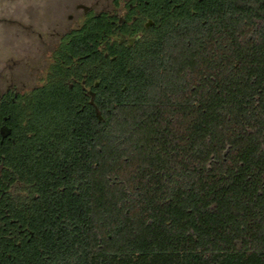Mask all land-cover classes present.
Wrapping results in <instances>:
<instances>
[{
  "label": "trees",
  "instance_id": "16d2710c",
  "mask_svg": "<svg viewBox=\"0 0 264 264\" xmlns=\"http://www.w3.org/2000/svg\"><path fill=\"white\" fill-rule=\"evenodd\" d=\"M132 72L101 121L32 99L31 138L71 141L27 179L63 189L21 264H264V0L209 3Z\"/></svg>",
  "mask_w": 264,
  "mask_h": 264
},
{
  "label": "flooded vegetation",
  "instance_id": "af4514ba",
  "mask_svg": "<svg viewBox=\"0 0 264 264\" xmlns=\"http://www.w3.org/2000/svg\"><path fill=\"white\" fill-rule=\"evenodd\" d=\"M213 1L0 0V264L23 263L26 251L44 238L40 232L46 230L52 195L63 189L27 181L34 175L59 177L50 165L57 158L53 145L71 141L31 138L37 116L32 99L46 98L44 110H52L65 96L76 112L72 119L83 123L90 111L96 116L97 98L124 92L126 77L139 70L152 47L199 19ZM43 118L60 121L57 115ZM21 131L29 137L23 140L22 173L14 163Z\"/></svg>",
  "mask_w": 264,
  "mask_h": 264
},
{
  "label": "water",
  "instance_id": "95a60500",
  "mask_svg": "<svg viewBox=\"0 0 264 264\" xmlns=\"http://www.w3.org/2000/svg\"><path fill=\"white\" fill-rule=\"evenodd\" d=\"M96 116H97L98 120H101V115L97 109H96Z\"/></svg>",
  "mask_w": 264,
  "mask_h": 264
},
{
  "label": "rangeland",
  "instance_id": "374dc122",
  "mask_svg": "<svg viewBox=\"0 0 264 264\" xmlns=\"http://www.w3.org/2000/svg\"><path fill=\"white\" fill-rule=\"evenodd\" d=\"M50 0H47V2H49Z\"/></svg>",
  "mask_w": 264,
  "mask_h": 264
}]
</instances>
